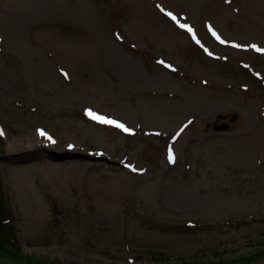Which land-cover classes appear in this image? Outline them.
Instances as JSON below:
<instances>
[{
	"label": "rangeland",
	"instance_id": "374dc122",
	"mask_svg": "<svg viewBox=\"0 0 264 264\" xmlns=\"http://www.w3.org/2000/svg\"><path fill=\"white\" fill-rule=\"evenodd\" d=\"M253 45L264 0H0V264H264Z\"/></svg>",
	"mask_w": 264,
	"mask_h": 264
},
{
	"label": "trees",
	"instance_id": "16d2710c",
	"mask_svg": "<svg viewBox=\"0 0 264 264\" xmlns=\"http://www.w3.org/2000/svg\"><path fill=\"white\" fill-rule=\"evenodd\" d=\"M84 112H89L90 109H83ZM107 127L110 126V124H105ZM109 129L112 130H120V128L115 129L111 126ZM111 130V131H112ZM112 131V132H116ZM0 141H2L0 137ZM1 147V143H0ZM12 212L11 209L8 208V206L5 203L4 197L0 195V253H6L8 256H11L12 258L19 255V252H21V247L19 245L18 239H16L15 229L12 225Z\"/></svg>",
	"mask_w": 264,
	"mask_h": 264
},
{
	"label": "snow or ice",
	"instance_id": "6c2138e0",
	"mask_svg": "<svg viewBox=\"0 0 264 264\" xmlns=\"http://www.w3.org/2000/svg\"><path fill=\"white\" fill-rule=\"evenodd\" d=\"M168 15H171V14L168 13ZM173 19H175V17H173ZM180 27L185 28V29L188 30L189 32L192 31L191 28H189L187 25H183V24H181ZM213 35H215V33H213ZM221 42L223 43V41H221ZM236 46L239 47L238 45H236ZM252 47H253L256 51H258V52H264V49L256 48L254 45H253ZM160 63H163V62L161 61ZM166 67H170V66H167V65H166ZM173 70H174V69H173ZM86 115L91 116L93 119H97V120H99L101 123L114 124L116 127L124 128V126H123L122 124H119V123H117V122H115V121H112V120H108V119H106V118H104V117L96 116L95 114H93V113H91V112H87ZM124 131H128V129L124 128ZM40 135H41V136H44L45 134H44L43 132H40ZM49 139H51V138L49 137ZM168 159H169V162H173L174 157H173V154H172V150H171V149H169V151H168Z\"/></svg>",
	"mask_w": 264,
	"mask_h": 264
},
{
	"label": "water",
	"instance_id": "95a60500",
	"mask_svg": "<svg viewBox=\"0 0 264 264\" xmlns=\"http://www.w3.org/2000/svg\"><path fill=\"white\" fill-rule=\"evenodd\" d=\"M222 129H225L224 127Z\"/></svg>",
	"mask_w": 264,
	"mask_h": 264
}]
</instances>
